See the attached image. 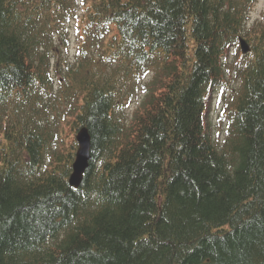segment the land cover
<instances>
[{
	"label": "trees",
	"instance_id": "1",
	"mask_svg": "<svg viewBox=\"0 0 264 264\" xmlns=\"http://www.w3.org/2000/svg\"><path fill=\"white\" fill-rule=\"evenodd\" d=\"M249 2L0 0V264H264V22L225 145L203 126ZM80 125L96 157L73 189Z\"/></svg>",
	"mask_w": 264,
	"mask_h": 264
},
{
	"label": "water",
	"instance_id": "2",
	"mask_svg": "<svg viewBox=\"0 0 264 264\" xmlns=\"http://www.w3.org/2000/svg\"><path fill=\"white\" fill-rule=\"evenodd\" d=\"M89 143V138L86 136L82 141H81V150L78 153V159L76 163L74 164V170L75 173L71 178V184L78 186L81 182V175L84 172V170L87 167V163L85 162L86 158L84 157L85 155L83 152H87L88 148L85 147Z\"/></svg>",
	"mask_w": 264,
	"mask_h": 264
},
{
	"label": "rangeland",
	"instance_id": "3",
	"mask_svg": "<svg viewBox=\"0 0 264 264\" xmlns=\"http://www.w3.org/2000/svg\"><path fill=\"white\" fill-rule=\"evenodd\" d=\"M252 21H254L255 19H257L259 16L264 15V0H257V3L255 4V6L252 9ZM71 55L74 56V49L71 50ZM218 108L217 106H215L214 110H213V116H214V121H215V125H217V114H218Z\"/></svg>",
	"mask_w": 264,
	"mask_h": 264
}]
</instances>
